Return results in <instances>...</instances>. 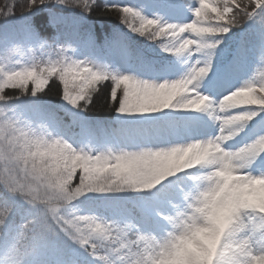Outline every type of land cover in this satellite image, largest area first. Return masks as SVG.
Wrapping results in <instances>:
<instances>
[{
  "label": "clouds",
  "instance_id": "1",
  "mask_svg": "<svg viewBox=\"0 0 264 264\" xmlns=\"http://www.w3.org/2000/svg\"><path fill=\"white\" fill-rule=\"evenodd\" d=\"M83 4L24 0L28 14L67 9L92 16L95 0L90 8ZM199 4L195 19L180 27L148 22L153 35L164 37L158 48L188 57L200 54L196 63L201 66L188 70L182 93L169 108L158 106L140 88L126 112L113 102L107 109L112 121H89L75 132L71 124L48 119L47 98L87 117L96 110L93 101L103 87L114 79L139 76L130 65L122 70L86 52L54 22L52 35L31 26V34L26 26L0 32V264H44L42 249L60 239L81 249L93 264H264V132L248 136L247 131L259 113L216 115L240 108L264 110V0ZM109 6L104 0L97 15ZM140 9L115 10L129 13L127 24L120 16L117 23L136 37L128 25L138 24ZM13 17V0H3L0 22ZM248 24L259 30L262 42L241 86L218 105L208 95L190 97L189 86L201 89L212 69L219 41L207 37ZM186 32L195 39L184 36ZM117 38L119 34L110 39ZM105 66L109 75L97 71ZM190 99L209 120L220 122L218 134L160 147L155 141L169 119L158 114L180 113ZM242 134L243 142L228 146ZM165 181L172 195L153 210L151 222L118 215L105 219L85 210V201L146 195Z\"/></svg>",
  "mask_w": 264,
  "mask_h": 264
},
{
  "label": "trees",
  "instance_id": "2",
  "mask_svg": "<svg viewBox=\"0 0 264 264\" xmlns=\"http://www.w3.org/2000/svg\"><path fill=\"white\" fill-rule=\"evenodd\" d=\"M114 2L135 5L142 8L144 14L152 15L154 13L173 23H185L192 19L187 11L188 0H183V6L177 9L170 8L167 0H114ZM89 3H92V0H89ZM2 4L3 0H0V5ZM103 4L104 0H95L92 16L84 17L79 12L67 9H53L28 14L30 9L24 7V0H13L17 17H13L7 22H0V32L18 30L29 25L42 35H52L53 28L51 24L54 22L59 28H62L63 35L67 32L70 33V36L75 35L85 50L92 49V51H95L98 46L102 52H106V50L109 52L113 49L114 45L109 46V42L112 41L110 38L119 34L123 38L127 52L126 64L130 65V68L134 69L141 78H144L146 72L141 71V66L150 63L154 66L153 73L157 81L178 78L192 63L199 59V56L194 55L188 58L187 65L181 66L173 57L161 52L155 45L159 44L160 40L148 41L138 35L129 38L125 33V29L117 23L119 19L117 11L104 8V14L97 15L101 12ZM222 41V44L214 53L213 69L200 89L201 92L207 93L214 99L221 98L232 88L239 86L242 79L251 70L254 63V54L261 45L262 37L254 25L248 24L231 30L222 38ZM241 63L246 65V71H240ZM109 91L110 83L95 96L93 103L96 110L87 117L78 115L74 117L73 112L66 109L56 98L49 97L43 104L47 113L61 126L71 124L73 127L70 130L75 132L84 128L85 123L89 121L96 123L113 120L112 113L107 110ZM158 116L168 117L169 119L168 126L161 133V137L176 134L180 131L187 132L191 126H202L208 122L213 129L211 136H215L218 131L216 126L203 114L172 113L169 115L161 113ZM261 116H264V113L258 114L255 119L260 120ZM243 139L242 134V137L237 138L235 142H230L228 146H238L239 143L243 142ZM141 195L92 199L85 201L84 207L91 206L97 209L98 213L104 216L105 219L112 215L139 218L141 213L139 196ZM20 211L23 212V209H20ZM41 259L44 264H65L70 259L74 260L76 264H93L81 249L64 239L49 242L41 251Z\"/></svg>",
  "mask_w": 264,
  "mask_h": 264
},
{
  "label": "snow or ice",
  "instance_id": "3",
  "mask_svg": "<svg viewBox=\"0 0 264 264\" xmlns=\"http://www.w3.org/2000/svg\"><path fill=\"white\" fill-rule=\"evenodd\" d=\"M168 6L172 9H177L181 6H183V0H167ZM108 4L110 5L108 7L109 10H116V9H123L125 7H131L134 6L132 4H127V3H117L114 2V0H108ZM192 5H195L194 7ZM83 6L85 8H90L91 4L89 3V0H84ZM200 7L199 0H188V5H187V11L191 15L192 19L188 22L185 23H175L177 27H180L184 24L190 23L195 17L193 16V12H195L196 8ZM35 9H33L34 11ZM140 20L138 21L137 25H132L129 24V31L132 32L133 35L139 34L140 37L142 38H147L148 36H152V39L148 41H157L160 40L161 42L159 44H163L164 37L159 36V35H153L152 32L150 31L151 25L148 23L149 21H155L158 27H165L168 23H173L169 22L168 20H165L163 17L152 14V15H147L144 14L143 9H140ZM118 14L122 20V22L127 24V17L129 16V13H126L124 11H118ZM199 15V13H197ZM28 27L29 34H31L30 27L29 25H26ZM187 34V35H186ZM228 33L224 34L223 36H209L207 37L208 40L215 42L219 41L218 44L215 45L214 53L216 50L220 47L222 44V38L226 36ZM184 36L188 37L189 39H195V37L191 36L189 33H184ZM155 44V43H152ZM113 45H119L120 47H125L123 38H117L113 39L112 41L109 42V46ZM157 45V44H155ZM161 52L165 53L168 56L173 57L177 63H179L181 66H185L188 64V54L187 53H176L174 54L173 52L169 51H163L161 48H159ZM199 56V53H194L192 56ZM191 56V57H192ZM198 60V59H197ZM197 60L191 64L190 67L187 68V70L180 75L178 78L175 79H164V80H148L144 78L138 77L137 79L139 81L143 80H148L150 81L149 83H138L137 79H130V78H121V79H114L113 83L110 85V91L107 96V107L108 109L111 108L112 103L114 102L115 105L120 109L121 112H126L128 110V105L130 102V98L133 97L136 93L137 90L142 88L144 90V94L149 97L154 103H158V106L162 104L164 109L169 108V104L176 99L177 95L182 93L183 85L186 83V75L188 73V70L192 67L193 64L196 65L197 68H199L201 65L196 63ZM212 69H213V63H214V54L212 56ZM211 69V71H212ZM97 71H102L104 75H109L110 73L107 70V66H105L103 69H97ZM210 74V73H209ZM113 77L115 74H111ZM241 86V83L239 86L232 88L230 91L227 92V94L223 95L226 96L233 91H235L238 87ZM115 89L116 91L113 92L112 89ZM189 93L190 97L194 98L199 95H208L205 92H201L200 89H197L196 91H192L191 87L189 86ZM209 96V95H208ZM222 96V97H223ZM221 97V98H222ZM212 103L214 105H218L220 102V99H214L210 96ZM200 105L195 103L194 99H190L189 103H186L181 106L180 108V113H197V114H203L207 117L206 113L200 112L197 109H199ZM243 111H257L259 114L264 113V110H259V109H249V108H240V109H235L233 112H228V113H221L217 111L216 115H235L238 114L239 112ZM165 114H170L167 111L164 112ZM73 115L75 117L76 113L73 112ZM208 118V117H207ZM48 119L53 122L54 124H58V122L52 117L48 116ZM209 120V119H208ZM211 121V120H209ZM213 123V121H211ZM216 128H217V134L219 132L220 128V122L215 121L213 123ZM248 136H254L260 132H264V116H261L260 120L254 119L251 124L249 125L248 128ZM216 134V135H217ZM215 135V136H216ZM215 136H209L205 139H200V140H208L210 138H215ZM194 140H188L187 142H180L181 144H186V143H191ZM175 143H169L162 145L160 147L162 148H168L171 147ZM172 195V192L170 190L169 182L165 181L164 183L158 185L153 191L149 194L146 195H141L139 196V200L141 201V213H140V218L144 219L145 221L151 222L152 220V213L155 208L160 206L161 204L164 203V201L169 198ZM65 264H76L74 260H69L65 262Z\"/></svg>",
  "mask_w": 264,
  "mask_h": 264
},
{
  "label": "rangeland",
  "instance_id": "4",
  "mask_svg": "<svg viewBox=\"0 0 264 264\" xmlns=\"http://www.w3.org/2000/svg\"><path fill=\"white\" fill-rule=\"evenodd\" d=\"M126 35L131 38L132 35L130 33H128L125 30ZM65 36L69 37V38H74L76 39L77 37L74 36H70V33H66L64 34ZM77 40V39H76ZM112 47V46H110ZM86 52H92L98 56H101L105 59H108L110 61H114L117 65H119L121 67V69H123V67L126 64V48L125 47H120L119 45H114L113 49L110 50L109 52L106 50V52H102L101 49L97 46V48L95 49V51H92V49L86 50ZM111 52V53H110ZM131 71H133L136 75H138V73L134 70V69H130ZM141 71L143 73H145L146 75L144 76L145 79H148L150 81L152 80H156L157 78L155 77L154 73H153V68L151 65L149 64H144L143 66H141ZM145 71V72H144ZM152 71V72H150ZM139 76V75H138ZM140 77V76H139ZM141 78V77H140ZM212 131V127L210 124H206L204 126H191L187 132H177L176 134H170L167 136H160L159 139H157L155 142L159 145H165V144H169V143H180V142H187L188 140H192L193 138H205L208 137L209 135H211ZM85 210H91L94 211L95 214L100 215L97 211V209L89 206V207H85ZM102 216V215H101ZM104 218V217H103Z\"/></svg>",
  "mask_w": 264,
  "mask_h": 264
}]
</instances>
